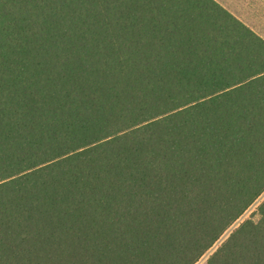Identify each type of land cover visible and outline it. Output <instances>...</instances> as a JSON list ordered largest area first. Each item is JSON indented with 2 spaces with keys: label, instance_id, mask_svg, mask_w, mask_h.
Returning a JSON list of instances; mask_svg holds the SVG:
<instances>
[{
  "label": "trees",
  "instance_id": "16d2710c",
  "mask_svg": "<svg viewBox=\"0 0 264 264\" xmlns=\"http://www.w3.org/2000/svg\"><path fill=\"white\" fill-rule=\"evenodd\" d=\"M264 194V38L216 0H0V264H197ZM259 220L208 264H264Z\"/></svg>",
  "mask_w": 264,
  "mask_h": 264
},
{
  "label": "rangeland",
  "instance_id": "374dc122",
  "mask_svg": "<svg viewBox=\"0 0 264 264\" xmlns=\"http://www.w3.org/2000/svg\"><path fill=\"white\" fill-rule=\"evenodd\" d=\"M226 7L232 14L239 18L242 22L250 26L254 31L264 38V0H216ZM264 201L262 197L244 214V216L233 226L197 264H208L210 255L221 245L229 236L231 231L240 223L252 219L259 220L258 207Z\"/></svg>",
  "mask_w": 264,
  "mask_h": 264
},
{
  "label": "crops",
  "instance_id": "0c3cea01",
  "mask_svg": "<svg viewBox=\"0 0 264 264\" xmlns=\"http://www.w3.org/2000/svg\"><path fill=\"white\" fill-rule=\"evenodd\" d=\"M219 3V2H218ZM220 4V3H219ZM222 5V4H221ZM223 6V5H222ZM224 7V6H223ZM226 8V7H224ZM227 9V8H226ZM228 10V9H227ZM247 25V24H246ZM248 26V25H247ZM250 27V26H249ZM251 28V27H250ZM252 29V28H251ZM253 30V29H252ZM254 31V30H253ZM256 32V31H255ZM257 33V32H256ZM258 34V33H257ZM261 36V35H260ZM262 37V36H261ZM263 38V37H262Z\"/></svg>",
  "mask_w": 264,
  "mask_h": 264
}]
</instances>
